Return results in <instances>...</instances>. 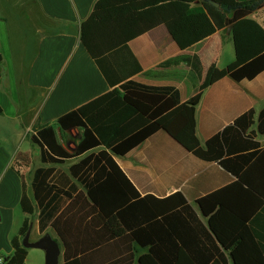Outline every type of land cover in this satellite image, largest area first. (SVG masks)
I'll return each instance as SVG.
<instances>
[{
  "label": "trees",
  "instance_id": "obj_1",
  "mask_svg": "<svg viewBox=\"0 0 264 264\" xmlns=\"http://www.w3.org/2000/svg\"><path fill=\"white\" fill-rule=\"evenodd\" d=\"M214 1L219 7L205 0L95 1L80 24V40L111 89L58 117L60 132L82 130L72 147L58 140L52 125L31 135L43 165L33 172L32 196L23 184L27 217L11 239L13 253L2 255L1 264H25L28 248L21 237L34 204L39 230L52 228L62 242L63 264H264V147L249 141L254 109L201 144L195 110L212 67L185 101L172 85L132 78L141 66L129 41L159 24L182 50L230 26L234 60L227 74L240 81L264 70V28L250 16L264 8V0ZM180 62L201 78L196 54L160 66ZM256 121L257 131L264 132V108ZM158 130L196 157L218 162L236 180L198 197L197 207L180 191L141 195L114 155L126 154ZM67 161L73 162L65 172L60 165Z\"/></svg>",
  "mask_w": 264,
  "mask_h": 264
},
{
  "label": "crops",
  "instance_id": "obj_2",
  "mask_svg": "<svg viewBox=\"0 0 264 264\" xmlns=\"http://www.w3.org/2000/svg\"><path fill=\"white\" fill-rule=\"evenodd\" d=\"M95 1L0 0V255L13 253L11 239L27 217L21 207L23 184L32 196L33 172L43 165L31 135L41 126L52 125L58 140L72 147L82 130L60 132L58 117L111 89L80 40V24ZM250 16L264 28V8ZM129 47L141 66L132 78L172 85L181 101L194 95L207 69L213 68L195 110L201 144L254 109L255 123L249 128L254 135L249 141L264 147V132L257 131L256 121L264 108V70L240 81L227 74L226 66L234 60L230 26L182 50L165 25L159 24L130 40ZM194 54L201 61L200 79L183 62L160 66L167 59ZM114 159L141 195L164 197L180 191L195 206L198 197L236 180L218 162L196 157L164 130ZM72 162L60 168L68 172ZM30 224V234L39 233L38 216Z\"/></svg>",
  "mask_w": 264,
  "mask_h": 264
},
{
  "label": "water",
  "instance_id": "obj_3",
  "mask_svg": "<svg viewBox=\"0 0 264 264\" xmlns=\"http://www.w3.org/2000/svg\"><path fill=\"white\" fill-rule=\"evenodd\" d=\"M214 7H219V3L214 0H205ZM31 224L27 228L24 235L21 237V243L26 248H38L44 251L43 264H63L62 261V242L60 238L53 237L49 232L43 233L35 240H30Z\"/></svg>",
  "mask_w": 264,
  "mask_h": 264
},
{
  "label": "rangeland",
  "instance_id": "obj_4",
  "mask_svg": "<svg viewBox=\"0 0 264 264\" xmlns=\"http://www.w3.org/2000/svg\"><path fill=\"white\" fill-rule=\"evenodd\" d=\"M34 208H35L34 213L28 216L29 217L28 227H29L30 223H32L38 215V208H37L36 204H34ZM17 218H16V221H17ZM44 232H49V233H51L52 236L57 237L56 233L54 232V230H52V228L46 227L44 229V231H42V232L39 231V233H37V234L36 233L30 234V239L31 240L37 239ZM43 263H44V251L41 249H38V248H28V254H27L25 264H43Z\"/></svg>",
  "mask_w": 264,
  "mask_h": 264
},
{
  "label": "built area",
  "instance_id": "obj_5",
  "mask_svg": "<svg viewBox=\"0 0 264 264\" xmlns=\"http://www.w3.org/2000/svg\"><path fill=\"white\" fill-rule=\"evenodd\" d=\"M4 257L0 255V264L3 263Z\"/></svg>",
  "mask_w": 264,
  "mask_h": 264
}]
</instances>
